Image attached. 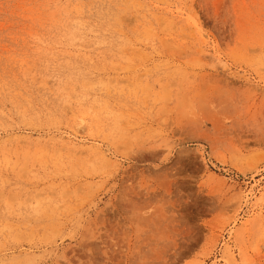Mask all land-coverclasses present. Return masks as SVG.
Here are the masks:
<instances>
[{
    "label": "rangeland",
    "instance_id": "1",
    "mask_svg": "<svg viewBox=\"0 0 264 264\" xmlns=\"http://www.w3.org/2000/svg\"><path fill=\"white\" fill-rule=\"evenodd\" d=\"M0 264H264V0H0Z\"/></svg>",
    "mask_w": 264,
    "mask_h": 264
},
{
    "label": "bare ground",
    "instance_id": "2",
    "mask_svg": "<svg viewBox=\"0 0 264 264\" xmlns=\"http://www.w3.org/2000/svg\"><path fill=\"white\" fill-rule=\"evenodd\" d=\"M113 46V45H112Z\"/></svg>",
    "mask_w": 264,
    "mask_h": 264
}]
</instances>
